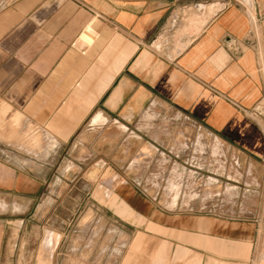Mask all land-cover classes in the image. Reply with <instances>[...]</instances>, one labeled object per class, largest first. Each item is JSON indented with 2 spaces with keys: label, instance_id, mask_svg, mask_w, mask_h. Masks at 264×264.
Here are the masks:
<instances>
[{
  "label": "crops",
  "instance_id": "crops-1",
  "mask_svg": "<svg viewBox=\"0 0 264 264\" xmlns=\"http://www.w3.org/2000/svg\"><path fill=\"white\" fill-rule=\"evenodd\" d=\"M155 106L264 167V0H0L1 116L69 141ZM147 207L176 231L170 264H264V216Z\"/></svg>",
  "mask_w": 264,
  "mask_h": 264
},
{
  "label": "rangeland",
  "instance_id": "rangeland-1",
  "mask_svg": "<svg viewBox=\"0 0 264 264\" xmlns=\"http://www.w3.org/2000/svg\"><path fill=\"white\" fill-rule=\"evenodd\" d=\"M151 110L131 129L87 121L69 141L0 115V264H170L160 257L176 231L151 222L149 204L170 219L264 216L260 162Z\"/></svg>",
  "mask_w": 264,
  "mask_h": 264
}]
</instances>
